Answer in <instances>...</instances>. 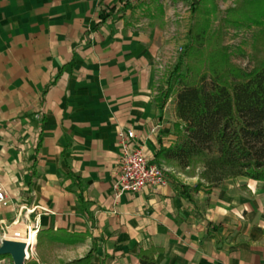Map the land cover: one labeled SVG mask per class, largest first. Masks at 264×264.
Here are the masks:
<instances>
[{"label": "crops", "instance_id": "1", "mask_svg": "<svg viewBox=\"0 0 264 264\" xmlns=\"http://www.w3.org/2000/svg\"><path fill=\"white\" fill-rule=\"evenodd\" d=\"M162 9L151 0H0V187L9 201L0 226L41 231L37 264L82 257L93 244L90 264H139V250L152 247L156 264H264V180L238 176L194 192L186 186L196 182L167 175L137 193L112 187L119 131L134 132L150 163L176 139L155 100L171 49L162 21L153 23ZM59 230L84 237L50 244L45 234Z\"/></svg>", "mask_w": 264, "mask_h": 264}, {"label": "trees", "instance_id": "2", "mask_svg": "<svg viewBox=\"0 0 264 264\" xmlns=\"http://www.w3.org/2000/svg\"><path fill=\"white\" fill-rule=\"evenodd\" d=\"M151 1L163 13L162 4ZM189 11L187 41L164 89L155 97L160 111L171 97L176 139L168 146H160L153 162L160 167H198L197 182L186 186L194 192L210 190L238 176L263 181L264 0H234L220 18L216 0H189ZM243 27H256L250 67L235 63L224 42L229 28ZM237 52L245 56L241 48ZM165 173L174 178L173 173ZM45 235L50 244L57 239L70 243L84 237L63 230ZM95 248L93 244L84 256L58 264H90ZM156 251L154 247L139 250V264H156ZM6 256L9 255H0V259ZM27 264L37 263L29 260Z\"/></svg>", "mask_w": 264, "mask_h": 264}, {"label": "rangeland", "instance_id": "3", "mask_svg": "<svg viewBox=\"0 0 264 264\" xmlns=\"http://www.w3.org/2000/svg\"><path fill=\"white\" fill-rule=\"evenodd\" d=\"M219 11L218 18H220L226 8L233 6L234 0H216ZM161 3L164 7L163 16H156L154 19V25L158 24V22L162 21L160 25L164 31H166L167 42L171 44V49L167 53H165L163 60H161L160 68H159V91L164 89V84L171 70L173 69L175 63L178 60V57L181 53L182 47L187 41L186 31L188 28V24L191 21V14L189 11V0H161ZM144 6V5H143ZM154 5L150 7L149 10L153 9ZM138 7L139 11H136V14L141 20H144L146 23H151V18L146 14V9L143 11ZM156 12V10H154ZM164 17L166 19L164 20ZM163 19V20H161ZM139 20V19H137ZM218 20L214 22V26L217 25ZM256 27H243L239 30L229 28L225 34V44L229 46V49L232 54V60L239 64L242 67H250L252 65V61L250 60L251 55V42L252 35L255 33ZM241 48L245 52V56L238 55L237 49ZM183 68V67H182ZM163 168L168 173H173L175 177L179 179V181L184 182H197L198 176L197 173L199 168L186 167V168H175L170 164L164 165ZM12 229V230H11ZM11 230V232H9ZM24 231V228H8L0 226V244L2 240H10L13 237V233ZM12 235V236H11ZM7 236V237H6ZM35 241V240H33ZM25 253H27L25 251ZM29 260H32L30 257L28 260L24 261V264H27ZM0 264H13V261L10 256H6L0 259Z\"/></svg>", "mask_w": 264, "mask_h": 264}, {"label": "built area", "instance_id": "4", "mask_svg": "<svg viewBox=\"0 0 264 264\" xmlns=\"http://www.w3.org/2000/svg\"><path fill=\"white\" fill-rule=\"evenodd\" d=\"M160 68V67H159ZM171 121H175L173 115V103L171 97L165 103ZM135 134L131 130L119 131L117 133V143L119 147L118 154V172L112 184L114 190L118 192L137 193L141 189L152 186H164L168 183V177L165 169L154 163H150L143 152V147L134 142ZM9 201L6 191L0 187V206L8 205ZM31 228L27 229L25 236L29 237ZM35 233L34 243L25 246L24 261L33 256L34 245L36 243L37 228H32Z\"/></svg>", "mask_w": 264, "mask_h": 264}, {"label": "water", "instance_id": "5", "mask_svg": "<svg viewBox=\"0 0 264 264\" xmlns=\"http://www.w3.org/2000/svg\"><path fill=\"white\" fill-rule=\"evenodd\" d=\"M24 249L23 243L4 239L0 244V255H9L13 264H24Z\"/></svg>", "mask_w": 264, "mask_h": 264}, {"label": "bare ground", "instance_id": "6", "mask_svg": "<svg viewBox=\"0 0 264 264\" xmlns=\"http://www.w3.org/2000/svg\"><path fill=\"white\" fill-rule=\"evenodd\" d=\"M33 240H35V233L33 232L32 229H30L28 238L24 235V231L13 233V237L10 238V241H17L23 243L25 246L29 243H34ZM24 255H26L25 249H24Z\"/></svg>", "mask_w": 264, "mask_h": 264}]
</instances>
